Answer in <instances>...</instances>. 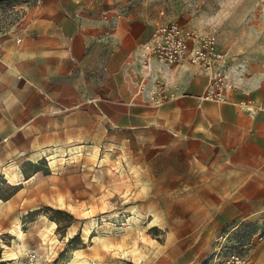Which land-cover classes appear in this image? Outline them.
Masks as SVG:
<instances>
[{
	"label": "rangeland",
	"instance_id": "rangeland-1",
	"mask_svg": "<svg viewBox=\"0 0 264 264\" xmlns=\"http://www.w3.org/2000/svg\"><path fill=\"white\" fill-rule=\"evenodd\" d=\"M39 1L27 0L16 13L0 9V35L21 38L22 19ZM139 1L165 22L196 32L214 31L230 59L231 76L239 68L249 74L254 66L264 72V0ZM36 82L19 71L0 72V192L4 197L13 192L8 199L0 197V239L8 245L0 244V264H25L26 259L31 264L32 255L36 264H71L75 251L82 252L88 264H215L232 252L246 256L249 264H264V224L241 221L239 208L231 204L234 192L223 189L222 160L211 161L207 190L189 185V222L168 223L164 219L169 209L177 207L169 204L166 192L149 189L151 180L127 155L106 151L102 112L81 105L64 108L61 98L39 90ZM77 138L86 146L97 144V157H89L84 147L72 159L71 140ZM105 154L110 160L102 169L121 164L125 182L109 175L103 182L94 179ZM53 155L58 159L55 167L50 165ZM11 160L24 177L22 169L31 176L39 168V174L27 184H13L2 171V163ZM130 206L140 213L139 228L134 224L129 229ZM155 216L157 225L142 228ZM94 218L96 224L86 235L85 223ZM15 221L25 233L27 249L20 250V240L6 230ZM50 221L56 223L50 235L55 239L45 241L39 232ZM105 221L114 228H101ZM127 229L118 242L115 238ZM256 230L262 239L254 235ZM99 235L109 240L103 245L95 240Z\"/></svg>",
	"mask_w": 264,
	"mask_h": 264
},
{
	"label": "crops",
	"instance_id": "crops-1",
	"mask_svg": "<svg viewBox=\"0 0 264 264\" xmlns=\"http://www.w3.org/2000/svg\"><path fill=\"white\" fill-rule=\"evenodd\" d=\"M22 20L21 38L0 35V72L39 80V90L55 93L62 106L102 112L106 151L127 155L149 189L166 192L177 207L165 221L189 222V185L207 190L211 161L220 159L223 189L234 192L241 221L264 224V110L251 115L232 102L199 99L208 78L188 62L153 60L146 88L138 89L139 46L162 17L139 0H40ZM249 71L233 73L230 99L252 97L264 107V72ZM156 80L177 94L164 106L147 100Z\"/></svg>",
	"mask_w": 264,
	"mask_h": 264
},
{
	"label": "built area",
	"instance_id": "built-area-1",
	"mask_svg": "<svg viewBox=\"0 0 264 264\" xmlns=\"http://www.w3.org/2000/svg\"><path fill=\"white\" fill-rule=\"evenodd\" d=\"M138 57L139 71L142 74L139 91H143L147 86L153 60L175 66L188 62L203 71L208 78L203 93L198 96L199 99L217 103L232 102L251 115L264 110L252 97L231 101L230 94L237 89V85L231 76L228 54L218 48L214 31L196 32L184 29L177 22H157L148 40L140 44ZM147 92V100L153 106H164L177 97L175 90L159 80L153 82ZM255 236L262 239L260 232ZM34 258L35 255H32L31 264H36ZM24 263L27 264V259ZM215 264H249V261L246 256L232 252Z\"/></svg>",
	"mask_w": 264,
	"mask_h": 264
},
{
	"label": "bare ground",
	"instance_id": "bare-ground-1",
	"mask_svg": "<svg viewBox=\"0 0 264 264\" xmlns=\"http://www.w3.org/2000/svg\"><path fill=\"white\" fill-rule=\"evenodd\" d=\"M71 142H72V145L70 148V153L72 154V157H71L72 159L76 160L77 156L81 155V152L84 149V147H86V149L88 150L89 157H91V158L97 157L98 152H99V147L97 144L86 146V145L82 144L83 141H81L79 139H73V140H71ZM50 145H52V144L49 143V144L42 146V147L45 148V147L50 146ZM61 150L62 149H59L60 153L62 152ZM108 161H109V155L108 154L103 155L102 158L100 159V168L97 169V171L95 172L94 179L96 181L103 182L105 175H109L110 177H112L113 181L121 179L125 182L126 181L125 178L127 177V172L121 164H116L113 166V168L102 169L103 165H105V163H107ZM57 162H58V159H57L56 155H53L51 157V161H50L51 167H55ZM2 171H3V173L6 174V177L13 184H18V183L27 184L30 181H32L34 178H36L37 175L39 174V171H38V172L33 173L31 176H29V178H25L23 176L22 171H21L20 167L18 166L17 162L15 164L12 160L11 161H4V163H2ZM58 201L61 205L64 204V200L62 197H60ZM69 206L72 208L71 205H69ZM130 211L132 212V216L129 217V219H128V221L131 225L129 229H131V227H133L134 224H136L137 227L139 228L141 225L140 213L135 208V206H130ZM158 221H159L158 217L155 216L152 220H148V224L143 226L142 228H144V229L151 228V227L157 225ZM86 222L87 223H85L86 225L84 228V232L87 235L89 233L90 227H92L96 224V219L95 218L90 219L89 221H86ZM55 226H56V223L53 221H50L49 224L44 225V227L39 232V235L41 236V238L44 239L45 241H47V240L52 241L53 238L55 239V237L52 238L50 236L51 234L52 235L54 234ZM111 227L114 228V226L111 223H108L106 221L101 226V228H103L104 230L105 229H112ZM129 229L126 230V233L123 232L120 236H117L115 239H117L118 242L122 241V239H124L126 237V235L129 233V231H128ZM6 230L14 233L15 236L17 237V239L20 240V244L17 245L20 250L26 249V247L28 245L24 239L25 233H24L23 229L21 228V226L18 223H16V221H15L14 226H8L6 228ZM95 240L104 245L105 242L107 240H109V237H106V235L105 236L99 235L98 237L95 238ZM0 244H2L5 247H8V245L5 244L1 239H0ZM5 250L3 252H5ZM71 264H88V260L83 256L82 252L75 251V257H74V260L72 261Z\"/></svg>",
	"mask_w": 264,
	"mask_h": 264
},
{
	"label": "trees",
	"instance_id": "trees-1",
	"mask_svg": "<svg viewBox=\"0 0 264 264\" xmlns=\"http://www.w3.org/2000/svg\"><path fill=\"white\" fill-rule=\"evenodd\" d=\"M23 4L27 5V0H0V9L3 11L8 10V11H11L12 13H16L18 10H15V9H17L18 6L23 5ZM22 170H23V173L25 174V177L29 178L30 174H28L25 169H22ZM38 170H39V168L35 169L33 172L35 173ZM3 182L11 188L16 187L15 185L7 184L4 180H3ZM11 195H13V192L9 196L4 197L3 194L0 192V197L4 198V199H8ZM58 211H61V210H58ZM0 256H1V249H0ZM0 263H1V261H0Z\"/></svg>",
	"mask_w": 264,
	"mask_h": 264
}]
</instances>
